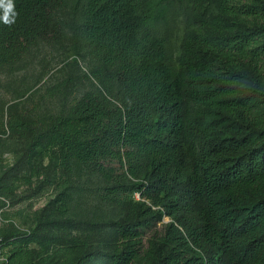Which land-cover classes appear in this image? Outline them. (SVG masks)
Returning <instances> with one entry per match:
<instances>
[{
    "label": "trees",
    "instance_id": "obj_1",
    "mask_svg": "<svg viewBox=\"0 0 264 264\" xmlns=\"http://www.w3.org/2000/svg\"><path fill=\"white\" fill-rule=\"evenodd\" d=\"M62 0H0V70L37 40H59ZM187 22L177 68L175 11ZM85 40L115 64L118 103L85 96L31 146L109 172L134 147L139 200L106 226L112 248L57 247L44 264H134L144 233L169 218L146 264H264V0H85ZM245 91L240 83L251 79ZM8 264H34L24 233H0ZM24 238V239H23ZM20 241V243H19Z\"/></svg>",
    "mask_w": 264,
    "mask_h": 264
},
{
    "label": "rangeland",
    "instance_id": "obj_2",
    "mask_svg": "<svg viewBox=\"0 0 264 264\" xmlns=\"http://www.w3.org/2000/svg\"><path fill=\"white\" fill-rule=\"evenodd\" d=\"M84 1L62 0L53 14L60 39L37 40L0 70V233L20 239L26 233L43 241L21 242L34 264L54 260L57 247L80 252L112 248L117 235L107 223L131 214L139 200L129 185L141 178L146 162L134 147L123 166L112 163L109 172L69 159L64 149L46 140L32 150L34 138L70 115L81 98L118 103L117 66L105 63L79 28ZM183 12L175 11L171 35L176 68L187 23ZM253 83L252 78L241 82V90ZM168 221L165 217L144 233L134 264L147 263L148 250Z\"/></svg>",
    "mask_w": 264,
    "mask_h": 264
},
{
    "label": "built area",
    "instance_id": "obj_3",
    "mask_svg": "<svg viewBox=\"0 0 264 264\" xmlns=\"http://www.w3.org/2000/svg\"><path fill=\"white\" fill-rule=\"evenodd\" d=\"M9 263V249L8 246L5 245L0 238V264H8Z\"/></svg>",
    "mask_w": 264,
    "mask_h": 264
}]
</instances>
